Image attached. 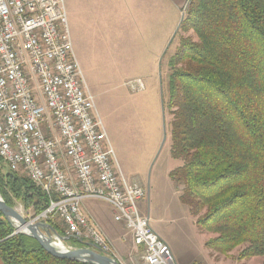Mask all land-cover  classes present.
Returning a JSON list of instances; mask_svg holds the SVG:
<instances>
[{
	"label": "trees",
	"instance_id": "16d2710c",
	"mask_svg": "<svg viewBox=\"0 0 264 264\" xmlns=\"http://www.w3.org/2000/svg\"><path fill=\"white\" fill-rule=\"evenodd\" d=\"M179 42L167 61L169 179L182 187L212 255L239 249L237 260L264 264V0H188ZM0 196L27 220L50 206L48 195L0 159ZM53 197V196H52ZM55 199V196L53 197ZM64 237L59 220L46 221ZM73 250L85 249L68 239ZM2 264H83L55 257L0 213ZM201 264V263H194Z\"/></svg>",
	"mask_w": 264,
	"mask_h": 264
},
{
	"label": "built area",
	"instance_id": "2783aa9c",
	"mask_svg": "<svg viewBox=\"0 0 264 264\" xmlns=\"http://www.w3.org/2000/svg\"><path fill=\"white\" fill-rule=\"evenodd\" d=\"M128 85L144 89L139 79ZM0 159L51 199L32 221L59 220L64 240L82 242L120 264L82 211L87 199L103 201L143 264H175L139 214L143 190L115 168L73 52L65 0H0Z\"/></svg>",
	"mask_w": 264,
	"mask_h": 264
},
{
	"label": "rangeland",
	"instance_id": "374dc122",
	"mask_svg": "<svg viewBox=\"0 0 264 264\" xmlns=\"http://www.w3.org/2000/svg\"><path fill=\"white\" fill-rule=\"evenodd\" d=\"M178 25L179 21L171 33V40L162 48L154 34L147 32L150 26L146 28V34H134L132 38L121 33L123 36L116 50L96 48L92 46L93 42H88L83 51L69 30L86 89L92 97L93 114L107 136L115 168L128 183H136L143 190V198L137 203L139 214L148 218L155 234L170 240L172 251L179 255L181 264H206L209 250L204 244L211 235L198 229L189 209L179 201L182 187L176 186L168 177L182 164L170 156V117L164 106L167 61L179 42ZM136 79L144 86L139 92L128 85ZM83 204L93 225V220L96 221L94 213L104 215L109 224H117L109 204L94 199H87ZM14 209L24 218L30 217L26 215L30 211L25 213L20 204ZM120 234L127 246L122 256H118L120 264H143L140 254L128 244L131 236L123 225ZM63 244L68 247L66 241ZM239 251L230 253L232 261L226 264H263L261 257L238 261Z\"/></svg>",
	"mask_w": 264,
	"mask_h": 264
},
{
	"label": "crops",
	"instance_id": "0c3cea01",
	"mask_svg": "<svg viewBox=\"0 0 264 264\" xmlns=\"http://www.w3.org/2000/svg\"><path fill=\"white\" fill-rule=\"evenodd\" d=\"M65 2L68 29L72 30L80 49L84 51L88 42H93L92 46L96 48L116 50L124 33L129 34L131 38L134 34L144 35L149 26L147 32L154 34L156 40L161 42L159 48H162L169 41L178 21L180 24V12L186 7L188 0H65ZM85 207L83 204L82 211H86ZM85 211L86 215L88 211ZM93 216L96 219L93 220L95 226L111 244L116 255L122 256L123 250L127 249L121 240L122 224H109L104 215L97 213ZM157 236L171 250L175 263L181 264L179 255L172 251L173 245L170 240L164 236ZM128 244L131 245V242ZM90 249L93 250L92 247ZM231 255L222 257L212 255L209 251L206 264H212L211 260L216 264L231 263Z\"/></svg>",
	"mask_w": 264,
	"mask_h": 264
},
{
	"label": "water",
	"instance_id": "95a60500",
	"mask_svg": "<svg viewBox=\"0 0 264 264\" xmlns=\"http://www.w3.org/2000/svg\"><path fill=\"white\" fill-rule=\"evenodd\" d=\"M183 15L180 19V22ZM0 213L15 229V234L20 233L36 239L39 244L51 255L83 264H118L113 259L94 252L91 249L73 250L63 244L64 238L58 236L53 228L43 221H28L15 209L8 207L0 197ZM60 244H57L55 240Z\"/></svg>",
	"mask_w": 264,
	"mask_h": 264
},
{
	"label": "bare ground",
	"instance_id": "6f19581e",
	"mask_svg": "<svg viewBox=\"0 0 264 264\" xmlns=\"http://www.w3.org/2000/svg\"><path fill=\"white\" fill-rule=\"evenodd\" d=\"M119 264V263H118Z\"/></svg>",
	"mask_w": 264,
	"mask_h": 264
}]
</instances>
